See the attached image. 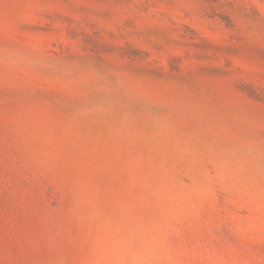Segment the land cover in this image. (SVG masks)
<instances>
[{"label": "rangeland", "instance_id": "rangeland-1", "mask_svg": "<svg viewBox=\"0 0 264 264\" xmlns=\"http://www.w3.org/2000/svg\"><path fill=\"white\" fill-rule=\"evenodd\" d=\"M0 264H264V0H0Z\"/></svg>", "mask_w": 264, "mask_h": 264}]
</instances>
